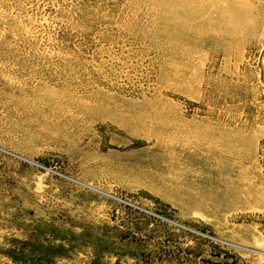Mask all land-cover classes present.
<instances>
[{
	"label": "rangeland",
	"instance_id": "1",
	"mask_svg": "<svg viewBox=\"0 0 264 264\" xmlns=\"http://www.w3.org/2000/svg\"><path fill=\"white\" fill-rule=\"evenodd\" d=\"M0 264H264V0H0Z\"/></svg>",
	"mask_w": 264,
	"mask_h": 264
},
{
	"label": "bare ground",
	"instance_id": "2",
	"mask_svg": "<svg viewBox=\"0 0 264 264\" xmlns=\"http://www.w3.org/2000/svg\"><path fill=\"white\" fill-rule=\"evenodd\" d=\"M177 3H178V1H177ZM181 4V3H180ZM178 5V4H177ZM182 7V6H181ZM180 8V7H179ZM184 11V10H183ZM188 12V11H187ZM173 15V14H172Z\"/></svg>",
	"mask_w": 264,
	"mask_h": 264
}]
</instances>
